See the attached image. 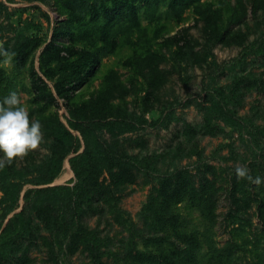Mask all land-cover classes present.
<instances>
[{
	"label": "rangeland",
	"instance_id": "374dc122",
	"mask_svg": "<svg viewBox=\"0 0 264 264\" xmlns=\"http://www.w3.org/2000/svg\"><path fill=\"white\" fill-rule=\"evenodd\" d=\"M263 1L201 0V8L216 16L215 31L206 28L192 7L177 20L141 9L136 28L122 33L115 50L101 55L88 80L72 92L67 103L71 112L78 107L80 115L89 119L93 109L100 113L101 100L110 91L112 96L103 103V107L109 103L105 118L91 117L92 135L105 152L144 160V169L129 168L131 182L122 181L117 186L109 183L107 171L102 170L98 182L109 194L105 200L102 195L97 201L82 204L75 216L78 224L109 241L102 264H151L129 256V251L135 254L133 242L136 249L150 251L156 246L151 240L145 244L148 238L168 235L175 242L170 230L163 231L150 221L146 208L148 197L156 196L160 179L177 172L196 187L205 178L214 190L210 214L205 209L201 214V208L195 209L188 197L174 206L186 227H193L227 253L232 249L227 264H264V183L257 186L238 180L234 171L237 165L247 166L253 176L264 178V51L258 46L259 42L264 44ZM65 17L40 0H0V47L12 54L20 44L26 43V49L32 42L38 44L20 69L13 57L6 64V57L0 55V100L16 91L30 119L42 124L40 148L6 171L15 177L26 175L19 178L21 183L31 177L36 165L48 161L53 150L70 152L73 146L56 141L51 133L52 127L59 130L57 121L67 126L66 119L71 118L68 107L57 97L50 103L37 100L30 91L27 72L31 57L34 70L40 72L39 52L53 26ZM151 53L156 55L153 64L161 74L153 79L155 88L149 84L144 64ZM245 75L250 78L241 81L230 98L231 83ZM254 78L260 83H254ZM54 80H46L50 91ZM111 84L115 87L112 91ZM71 155L65 157L50 183L24 181L16 206L0 219V230L21 210L22 194L29 189L22 224L31 229L30 238L23 236L22 229L0 252V264H55L48 252L49 230L71 221L72 205L64 195L43 189L72 184L67 183L71 174L66 164ZM13 203L11 197L3 199L0 189V217ZM165 242L163 246H167ZM204 250L202 244L199 252ZM66 253L68 264H91L80 243L72 241Z\"/></svg>",
	"mask_w": 264,
	"mask_h": 264
},
{
	"label": "trees",
	"instance_id": "16d2710c",
	"mask_svg": "<svg viewBox=\"0 0 264 264\" xmlns=\"http://www.w3.org/2000/svg\"><path fill=\"white\" fill-rule=\"evenodd\" d=\"M40 1L54 7L59 14H65L66 17L53 26L49 40L39 52V73L34 70L33 57H31L27 68L29 88L35 98L44 103H50L55 97L63 100L65 107H68L71 118L66 119L67 126L56 120L59 127L57 129L59 130H56V132L52 127L51 133L55 136L56 141H65L73 146L70 152L65 150L56 152L53 150L51 156L48 157V161L36 165V171H31L29 173L31 177L24 179V181L37 185L50 183L58 175L65 157L72 153L70 157L66 158V164L71 174L67 183L72 182V184L49 186L43 189L64 195V198L66 197L65 199L69 200L72 205L71 221H68V223L62 221L61 226L56 225L49 230L51 234L48 252L55 259V264H68L66 252L68 251V245L73 241V243L82 245L89 256L91 264H102V256L106 253L104 249L107 248L109 241L106 242L105 239L104 241L94 231L87 230L78 224V219L75 216H77L82 204H90L93 199L97 201V198L102 195L105 200L106 195L109 194L104 186L98 182L102 170L107 171L109 183L117 186L122 181L131 182L133 175L129 168L144 169V160L139 161L136 158L118 154L114 151L105 152L104 148L102 151L98 147L96 138L92 135L94 126L91 117L105 118V109L109 106V103L105 102L104 107L103 103L112 96L109 94L110 91H107L101 100L102 109L100 113L97 114L93 109L90 111L89 119L84 115L83 117L80 115L78 107L75 113L71 112L67 103L72 97V92L88 80L101 55L109 54L115 50L121 34L136 28L139 22L138 14L141 9L142 12L147 14L150 11H158L164 19L177 20L185 9L192 7L194 12L204 20L206 28L213 31H215L216 16L214 12L207 13V9L201 8L203 6L201 0ZM172 38H170V42H172ZM65 39H68V41H65ZM37 46V43L32 42L30 49H26V43L14 48L12 57L15 60V67L18 69L23 68L28 54L33 52ZM258 46L259 50L263 52V42H259ZM155 57V53H151L144 59V64L148 68V81L152 88H155L153 79L156 78V74L160 73L153 64ZM1 74L2 70H0ZM159 75L161 76V74ZM52 77L55 80L52 84V91H50L46 80H51ZM249 78L247 75L235 77L231 83L229 97L233 96L241 81ZM254 81V83H257L259 80L254 78ZM111 85L110 90L112 91L115 87H113V84ZM94 103L96 102L94 101ZM81 106H84V103ZM46 127L51 129L49 123L46 124ZM70 130L77 131L78 134H73ZM81 147L82 150L78 152ZM10 168V166H6L0 169V189L3 193V199L7 201L8 197H11L14 203L8 209L4 208L0 217L1 221L7 212L16 206L15 200H17L24 183V181L21 183L19 178L21 176L26 177V175L11 176V174L6 173V171L11 170ZM15 171L18 173L17 170ZM34 172L35 175L32 176ZM30 191L29 189L25 190L21 198L24 203L21 210L13 213L0 230V252L4 251L10 240H13V243L14 238L19 237V232L22 229L21 232L25 233L23 236L30 238L31 229L29 226L22 224L25 211L28 209L27 201ZM213 196L214 190L212 191L208 180L205 178L201 179L200 185L197 187L181 172L173 174L172 177L165 176L161 178L156 196L148 197L147 216L153 224L159 225L161 230H170L175 237V242L170 240L168 235L163 237L160 235L159 237H153V239L148 238L145 244H148L151 240V245L156 246L154 251L144 250V248L138 250L134 245L135 242H133L135 254L132 255L129 251V256L135 260L140 257L151 264H227L226 258L233 252L232 249H229L227 253L224 247H215L211 240L202 237L193 227L187 228V222L173 210L176 204L188 197L190 204L195 209L201 208H199L201 214L203 209L210 214L211 204L214 203ZM13 235L15 236L11 237ZM202 239L205 241L203 242ZM163 242L167 246H163ZM181 243L184 244V247L179 245ZM202 244L206 250L199 252ZM199 257L202 258L200 263Z\"/></svg>",
	"mask_w": 264,
	"mask_h": 264
},
{
	"label": "clouds",
	"instance_id": "9594fccd",
	"mask_svg": "<svg viewBox=\"0 0 264 264\" xmlns=\"http://www.w3.org/2000/svg\"><path fill=\"white\" fill-rule=\"evenodd\" d=\"M0 55L6 57L4 63H10L13 54L0 47ZM43 141L42 124L31 120L28 109L23 105L16 91L10 92L0 100V169L23 161L30 152L40 148ZM235 176L238 180H247L253 185L264 183V178L253 176L247 166L237 165Z\"/></svg>",
	"mask_w": 264,
	"mask_h": 264
}]
</instances>
